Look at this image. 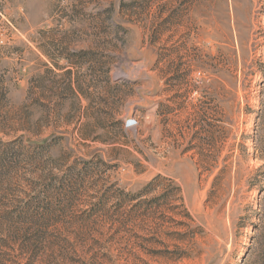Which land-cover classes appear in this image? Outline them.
I'll list each match as a JSON object with an SVG mask.
<instances>
[{
  "label": "rangeland",
  "instance_id": "obj_1",
  "mask_svg": "<svg viewBox=\"0 0 264 264\" xmlns=\"http://www.w3.org/2000/svg\"><path fill=\"white\" fill-rule=\"evenodd\" d=\"M260 120L264 0H0V264H264Z\"/></svg>",
  "mask_w": 264,
  "mask_h": 264
},
{
  "label": "trees",
  "instance_id": "obj_2",
  "mask_svg": "<svg viewBox=\"0 0 264 264\" xmlns=\"http://www.w3.org/2000/svg\"><path fill=\"white\" fill-rule=\"evenodd\" d=\"M261 114V113H260ZM262 115H259V118H261ZM264 121V120H263ZM261 125L264 126V122L260 120ZM255 137V146H254V153L255 155L259 156L260 159L264 160V128L262 131L256 134ZM255 156V157H257ZM253 181L252 186L258 187L260 184H264V172L253 175ZM253 188V187H252ZM250 224H245V226H248ZM258 227V226H257ZM256 225L253 226V228L257 229ZM264 251V249H263Z\"/></svg>",
  "mask_w": 264,
  "mask_h": 264
},
{
  "label": "water",
  "instance_id": "obj_3",
  "mask_svg": "<svg viewBox=\"0 0 264 264\" xmlns=\"http://www.w3.org/2000/svg\"><path fill=\"white\" fill-rule=\"evenodd\" d=\"M130 123H132V122H130Z\"/></svg>",
  "mask_w": 264,
  "mask_h": 264
}]
</instances>
